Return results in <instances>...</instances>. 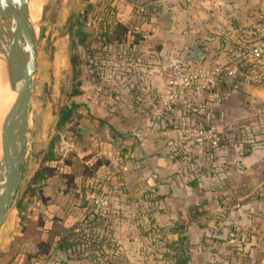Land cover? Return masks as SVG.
<instances>
[{
    "label": "crops",
    "instance_id": "1",
    "mask_svg": "<svg viewBox=\"0 0 264 264\" xmlns=\"http://www.w3.org/2000/svg\"><path fill=\"white\" fill-rule=\"evenodd\" d=\"M168 1L158 2L164 5V18L169 24L163 38L178 36L183 41L182 52L197 45L202 50V63H212L216 55L221 58L222 46L242 37L245 29L256 26L260 33L264 32V0ZM154 3L158 7L157 0ZM176 22L182 25L177 33L173 29ZM104 49V106L92 101L88 110L76 111L85 117L101 118L98 132L110 143V148L100 146L97 151L104 170L86 176L82 182L88 190H109L108 208L101 216L104 222L85 221L78 208L62 211L69 200L64 199L75 185L59 181L54 191L51 179L55 176H46L44 181L30 184L33 190L21 194L20 206L15 196L13 213L7 206L0 223V264H30L34 263L32 258L43 255L46 259L42 264H167L160 251L163 240L173 237L167 227L174 220L187 222L193 263H263L264 191L257 184L264 182L260 172L264 140L257 139L244 148L236 145L211 151L210 156L209 151L195 147L190 149L189 159L177 156L173 143L179 138L178 126L189 117L188 101L199 98H208L216 106L212 118L219 128L226 131L232 124H240L243 132L252 135L259 127L253 124L254 109L264 110V89L234 91L220 102L211 94L187 93L178 96L167 112L153 103L152 95L166 91L160 65L174 60L171 57L176 51L167 49L170 55L165 59L166 49H146L142 44L127 47L111 42L104 44ZM64 130L65 148L51 147L60 156L74 150ZM125 134L135 135L137 141L127 156L115 159L112 147ZM196 160H208L218 170L207 172L200 168L197 172ZM192 177L196 182L190 185L187 180ZM67 185L73 189L69 193L64 189ZM55 195L62 196V200H56ZM94 196L81 198L87 205L86 212ZM95 216L90 214L89 219H102ZM62 219L71 222L64 224ZM233 226L239 231V240L228 237ZM57 229L62 231L55 238ZM87 233L94 238L80 242ZM60 244L72 245L62 249ZM73 249L79 251L78 255L70 253Z\"/></svg>",
    "mask_w": 264,
    "mask_h": 264
},
{
    "label": "trees",
    "instance_id": "2",
    "mask_svg": "<svg viewBox=\"0 0 264 264\" xmlns=\"http://www.w3.org/2000/svg\"><path fill=\"white\" fill-rule=\"evenodd\" d=\"M86 4V11L88 10L90 13L91 23L86 24L85 22L79 23L76 19H73L70 25V30L74 31L76 34V38L78 39V44H84V38L87 35L98 37L101 44L107 43H122L127 47H131L133 45L142 44L146 49H154L157 50L160 48V42L163 37V33L165 29L168 27V21L165 18H159L155 12H148V11H138L135 9L133 4L128 1L123 0H85ZM88 8V9H87ZM71 43V53L69 55L70 61V72H71V89L69 91V95H77L79 94V81L74 80L77 77L78 73V59L75 56V52L73 47L75 46V42L73 40L70 41ZM85 45V44H84ZM226 45V44H225ZM224 45V46H225ZM117 46V45H116ZM197 46L192 44L189 46ZM222 46V47H224ZM85 47V46H84ZM123 47V46H122ZM116 47V51L119 48ZM189 48L187 51L182 52L184 56L187 58L196 60L192 56L189 55ZM125 54L128 53L127 48H124ZM105 51V49H104ZM182 51V50H181ZM89 52V51H88ZM173 54V53H172ZM178 54V51L176 52ZM176 54H173L171 58L176 59ZM89 55V54H88ZM87 55V56H88ZM90 57L92 56L89 55ZM89 56L86 58V61L89 59ZM106 53H104V58ZM219 58L216 55L215 59ZM202 62V61H201ZM224 85H227L224 83ZM191 93H201V94H211L213 99L215 97L216 100L222 101L221 99H225L229 94H226L225 91L221 88L216 90H204L199 88H193V90L188 91L185 94ZM182 95V96H183ZM155 95H152V99H154ZM209 99L199 98L197 100L188 101L187 105V115L189 117L186 120L182 121L181 123H191V122H204L209 120H214L213 112H215L216 106H213L209 101ZM204 101L208 104V111L206 114V118L196 114L190 113V107L197 102ZM79 105L78 102L74 100H70L67 104H63L58 110V116L56 120V126L59 127L65 124V133L66 138L73 144L74 150H68L65 152L64 155L60 156L54 154L51 150L52 142L48 143V146L40 158V163L38 167L34 170L32 175L30 176L29 180L27 181L26 185L23 187V192L27 191L28 189L33 190V187H30L31 183H37L40 180L44 181L46 176H55L51 179L54 187V191L58 187L56 184L59 181L64 182H72L75 185V188L69 189V185L65 186L64 189L66 193L72 191L71 194L66 197L64 200L69 199L63 208L62 211L69 212V209L73 212L75 209H79L81 213L83 212V218L85 221L88 222H97L103 223V218L100 216L96 220L94 206L89 204L88 207L89 211L87 210V205L84 202L88 197L92 195H96L97 193L103 192L102 189H89L86 186H82V182L86 176L92 175L96 171H102L103 165L100 156H98L97 151L99 150L100 146L102 147H109L110 143L106 141L104 135L98 132V127L101 123V118L95 117L92 115H87L89 117L79 115L75 112V107ZM174 105V102L172 106ZM172 108V107H171ZM171 110V109H170ZM169 111V110H168ZM167 111V112H168ZM85 117V118H84ZM180 123V124H181ZM227 130L224 131L223 136L224 139L221 143L219 150H226L228 148H233L236 145H240L243 148L249 146L248 144L245 145L239 141L240 133L243 132L244 127L240 124H232L230 127L226 128ZM120 140L117 144L112 147V157L122 158L129 154L132 145L137 141V138L133 134H125L120 135ZM251 144V143H250ZM173 147L175 148V153L179 157L188 158L191 155L190 149L195 147H202L203 150L206 151H213L211 148L207 146H191L186 145L178 138L175 143H173ZM189 156V157H188ZM62 161L61 164H58V161ZM84 160V161H83ZM105 172V171H104ZM195 177L188 178L187 182L191 185L196 182ZM78 183V186L76 185ZM73 193V197L72 196ZM56 200H62V196L55 195L54 197ZM16 205L20 206V195L16 198ZM73 200H78L77 203H73ZM197 213V212H196ZM93 214L94 217L89 219V215ZM96 220V221H95ZM64 224H68L71 222L70 219H62ZM16 218V223H17ZM186 226L187 222L185 221H172L168 227L167 231L173 235L170 239H165L162 242V249L160 251L161 255L164 259H166L167 264H196L190 260L189 255V243L186 234ZM162 228V227H161ZM237 230L236 236H229V239L232 240H239V231L236 227H232ZM61 229H57L55 232V238H57L58 233L61 232ZM89 238L81 237L83 241L80 242H87L88 239H93L94 237L88 233L86 234ZM21 236H16V238H20ZM62 249L70 248L72 244H60ZM73 252H76L74 255ZM73 256L78 255V250H71L70 252ZM46 259V255L43 256H35L32 258L34 263L30 264H42ZM25 264V263H21ZM261 264H264L261 263Z\"/></svg>",
    "mask_w": 264,
    "mask_h": 264
},
{
    "label": "rangeland",
    "instance_id": "3",
    "mask_svg": "<svg viewBox=\"0 0 264 264\" xmlns=\"http://www.w3.org/2000/svg\"><path fill=\"white\" fill-rule=\"evenodd\" d=\"M124 1L133 4L138 11L155 12L163 18L165 17L162 10L164 5L158 3L160 1L164 2V0H157V3L159 4L158 7L154 5L156 4L154 3L156 0ZM170 2L171 0L168 1V4ZM37 4L36 21L31 24L34 31L35 56L30 79L29 100L26 106L25 130L21 143L23 151L20 164L21 178L15 190V194L8 204L12 213L13 208L11 205L15 196H21L23 193V187L26 185L29 178L27 176L40 162V158L42 157L43 151L46 149L48 143L51 141L53 148L56 150L64 149L66 146V142L62 139L65 124L59 127L56 126L59 108L63 104H67L70 100H77L79 103V105L75 107V112L77 110H88V104H92V101L94 104L101 106L102 108L104 106V44H101L98 37L87 35L84 38L85 45H80L78 44L76 34L69 28L73 19H76L79 23H91L90 13H88V10L86 11L85 0H38ZM6 23H8L9 27ZM39 25L40 28L38 33ZM173 25L172 27L176 33L179 26L182 27V25H179L177 22ZM10 27L11 24L9 19L3 17L0 21V58L4 61L5 65V71H1L2 74L0 72V75L2 76H8L6 66L7 59L6 54L4 53L7 51V45L9 42L8 29ZM71 40L76 43L73 50L78 59V73L74 80L79 81V88L81 91L79 94L73 96L68 94L72 84L69 61V55L72 49L70 43ZM194 40L196 39H193V41ZM181 42L183 41L179 40L178 36L173 39L162 37L160 48H164V50L166 49L165 52L167 53L165 59L170 55L167 51L169 48L174 49L176 52L178 51V54L179 52L181 55L183 54L182 51L184 50V46ZM91 52L92 56L90 57L89 55H91ZM132 52H134L133 49ZM87 55L89 56V59L86 61V58L88 57ZM177 56L175 55V57ZM128 58H130V56ZM131 59H127L126 61L133 62ZM163 65L164 64L160 66L162 67ZM16 94L17 91L14 90V97ZM2 100L3 99L0 97V106L2 105ZM1 107L0 111H3V107ZM254 110V117L258 122L254 120L253 124L257 123L262 129L258 130L259 127H256V131L252 135L247 132H241L239 141L241 143L244 142L243 144L249 145L257 139L264 140V134H262V130H264V115H262V113H264V110H261L260 108H255ZM246 137H250L251 140L246 139ZM208 155L210 156V152ZM206 157L208 159L210 158L208 156ZM198 162L199 160H196L195 168L198 167L196 170L197 172L200 168L202 170L206 169L207 172L218 170L214 169V166H212L211 163H208V160H201L200 163ZM260 172L264 176V164L262 165V171ZM263 184L264 182L257 184V186L259 185L257 188L264 191ZM84 237L89 238L87 235H84Z\"/></svg>",
    "mask_w": 264,
    "mask_h": 264
},
{
    "label": "built area",
    "instance_id": "4",
    "mask_svg": "<svg viewBox=\"0 0 264 264\" xmlns=\"http://www.w3.org/2000/svg\"><path fill=\"white\" fill-rule=\"evenodd\" d=\"M242 34V37L222 47L223 56L212 63L194 61L183 54L165 62L159 74L166 91L157 93L153 103H157L163 111H168L178 96L193 88L208 91L221 88L226 94L250 87L264 89V32L260 33L256 26H252L242 31ZM190 110V113L206 118L208 104L200 101L192 105ZM178 131L180 141L186 145L207 146L213 151L219 150L224 139V130L214 120L181 123ZM108 193L109 190H103L91 199L95 214L105 215ZM228 235L236 236L237 230L231 228Z\"/></svg>",
    "mask_w": 264,
    "mask_h": 264
},
{
    "label": "water",
    "instance_id": "5",
    "mask_svg": "<svg viewBox=\"0 0 264 264\" xmlns=\"http://www.w3.org/2000/svg\"><path fill=\"white\" fill-rule=\"evenodd\" d=\"M9 19V42L6 59L9 83L19 97L13 102L0 124L2 177L0 178V223L21 178L22 139L26 123V106L35 56L34 31L27 19L26 0H0V21ZM40 25L38 26L39 33ZM189 55L201 60L198 46L189 48Z\"/></svg>",
    "mask_w": 264,
    "mask_h": 264
},
{
    "label": "bare ground",
    "instance_id": "6",
    "mask_svg": "<svg viewBox=\"0 0 264 264\" xmlns=\"http://www.w3.org/2000/svg\"><path fill=\"white\" fill-rule=\"evenodd\" d=\"M26 3H27V19H28L29 24L31 25L34 23V21H36L35 19L37 17L36 12H37V7H38V4H37L38 0H26ZM6 25L8 26V23H6ZM7 29H5V30H7ZM2 31H4V30H2ZM1 71H5V65H4V61H2L0 58V72ZM1 74H2V72H1ZM13 91L14 90L12 89V87L9 83L8 76L7 75L6 76L0 75V95H1L0 97L3 99L2 103H1L2 104L1 106L3 107V111H0V124H1L3 117L8 112L9 108L12 106L13 102L19 97L18 92H17L16 96L14 97ZM2 174H3V171H2V167H1V147H0V178L2 177Z\"/></svg>",
    "mask_w": 264,
    "mask_h": 264
}]
</instances>
